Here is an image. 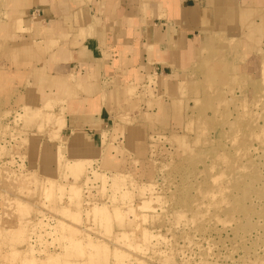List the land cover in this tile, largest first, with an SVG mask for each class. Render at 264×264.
<instances>
[{
  "label": "rangeland",
  "instance_id": "1",
  "mask_svg": "<svg viewBox=\"0 0 264 264\" xmlns=\"http://www.w3.org/2000/svg\"><path fill=\"white\" fill-rule=\"evenodd\" d=\"M231 68H200L184 134L144 162L116 125L74 162L51 115L0 113V264H264V61L250 92ZM48 143L43 172L28 150Z\"/></svg>",
  "mask_w": 264,
  "mask_h": 264
},
{
  "label": "crops",
  "instance_id": "2",
  "mask_svg": "<svg viewBox=\"0 0 264 264\" xmlns=\"http://www.w3.org/2000/svg\"><path fill=\"white\" fill-rule=\"evenodd\" d=\"M263 52L264 0H0V113L51 115L69 159L103 156L116 125L144 162L184 134L201 67L231 60L250 92ZM49 144L35 169L53 171Z\"/></svg>",
  "mask_w": 264,
  "mask_h": 264
},
{
  "label": "bare ground",
  "instance_id": "3",
  "mask_svg": "<svg viewBox=\"0 0 264 264\" xmlns=\"http://www.w3.org/2000/svg\"><path fill=\"white\" fill-rule=\"evenodd\" d=\"M61 118V117H60ZM61 121V120H60ZM63 121V120H62ZM61 121V122H62ZM59 127V126H58ZM36 153V152H35ZM59 153V152H58ZM105 154H107V153H105ZM108 155V154H107ZM106 155V156H107ZM59 157V156H58ZM108 157V158H107ZM106 158H107V163H108V165L110 164L111 166H112V164H114V159L112 158V156H107ZM83 160V159H82ZM73 161L74 162H79L80 160L79 159H73ZM85 161V160H84ZM57 162H59L58 160H57ZM84 163V162H83ZM78 164V163H77ZM116 164V163H115ZM114 164V165H115ZM75 165V164H74ZM79 165V164H78ZM72 167H73V165H71ZM75 167L76 166H74V168L73 169H75ZM69 168V167H68ZM80 168V167H79ZM77 169V168H76ZM80 170H82V169H80ZM70 171H71V169H70ZM73 172V171H72ZM74 172H75V170H74ZM76 173V172H75ZM82 174V173H81ZM79 175V174H78ZM76 177H78V176H76Z\"/></svg>",
  "mask_w": 264,
  "mask_h": 264
}]
</instances>
